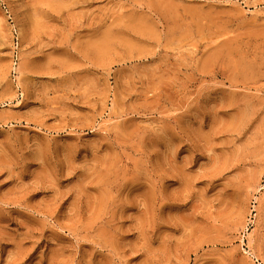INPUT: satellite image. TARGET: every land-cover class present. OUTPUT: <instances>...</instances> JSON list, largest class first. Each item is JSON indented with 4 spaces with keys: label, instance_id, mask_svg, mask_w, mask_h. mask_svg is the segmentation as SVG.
I'll use <instances>...</instances> for the list:
<instances>
[{
    "label": "rangeland",
    "instance_id": "rangeland-1",
    "mask_svg": "<svg viewBox=\"0 0 264 264\" xmlns=\"http://www.w3.org/2000/svg\"><path fill=\"white\" fill-rule=\"evenodd\" d=\"M0 264H264V0H0Z\"/></svg>",
    "mask_w": 264,
    "mask_h": 264
}]
</instances>
